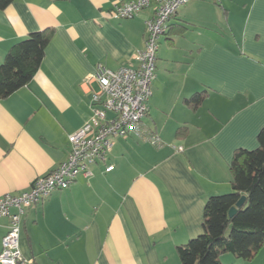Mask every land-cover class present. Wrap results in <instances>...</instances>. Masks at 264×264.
<instances>
[{"label": "crops", "instance_id": "1", "mask_svg": "<svg viewBox=\"0 0 264 264\" xmlns=\"http://www.w3.org/2000/svg\"><path fill=\"white\" fill-rule=\"evenodd\" d=\"M124 1L14 0L0 9V63L30 32L54 31L32 80L0 99V196L28 190L67 159L69 134L92 113L98 65H138L154 11L113 18ZM169 25L143 119L162 145L118 137L90 178L28 208L22 264H181L177 246L202 233L206 200L232 190L234 153L256 148L264 126V0H190ZM201 92L198 106L186 102ZM8 226L1 217L0 252ZM222 255L224 264H264V247L250 260Z\"/></svg>", "mask_w": 264, "mask_h": 264}, {"label": "built area", "instance_id": "2", "mask_svg": "<svg viewBox=\"0 0 264 264\" xmlns=\"http://www.w3.org/2000/svg\"><path fill=\"white\" fill-rule=\"evenodd\" d=\"M190 0H129L116 3L110 11L113 18L136 16L146 8L154 14L146 21L145 45L137 52V66H124L118 70L98 65L95 79L99 90L91 101V115L75 132L69 134L67 159L46 175L35 179L31 187L19 194L0 196V218L8 217L9 226L2 240L0 264H22L20 239L23 217L31 206L42 202L56 190L69 188L79 176L90 178L92 167L105 160L118 137L134 136L162 145L160 136L150 131L143 119L149 111L153 94L157 52L160 39L168 32L171 18ZM183 151V147H178ZM114 165L106 167L110 172Z\"/></svg>", "mask_w": 264, "mask_h": 264}, {"label": "trees", "instance_id": "3", "mask_svg": "<svg viewBox=\"0 0 264 264\" xmlns=\"http://www.w3.org/2000/svg\"><path fill=\"white\" fill-rule=\"evenodd\" d=\"M13 1L0 0V9ZM53 32L51 27L30 32L10 47L0 63V99L32 80ZM172 32L169 25L167 35ZM204 94L196 93L186 102L198 106ZM183 131L184 127L178 129V133ZM257 139L256 148H238L234 153L232 190L206 200L202 233L177 246L181 264H224L220 257L225 253L250 260L264 247V126ZM243 195L245 203L231 217L230 209Z\"/></svg>", "mask_w": 264, "mask_h": 264}, {"label": "water", "instance_id": "4", "mask_svg": "<svg viewBox=\"0 0 264 264\" xmlns=\"http://www.w3.org/2000/svg\"><path fill=\"white\" fill-rule=\"evenodd\" d=\"M245 201H246V196L243 195V196L239 199V201L237 202V204H236L235 206H233V207L230 209L229 214H230L231 217L237 212V209H238L239 207H241V206L245 203Z\"/></svg>", "mask_w": 264, "mask_h": 264}, {"label": "rangeland", "instance_id": "5", "mask_svg": "<svg viewBox=\"0 0 264 264\" xmlns=\"http://www.w3.org/2000/svg\"><path fill=\"white\" fill-rule=\"evenodd\" d=\"M196 32H199V30H195ZM165 37L166 36H162V41L161 42H165ZM190 37H192V35L190 34V32H186V40H190ZM225 255H221V257L223 258Z\"/></svg>", "mask_w": 264, "mask_h": 264}]
</instances>
